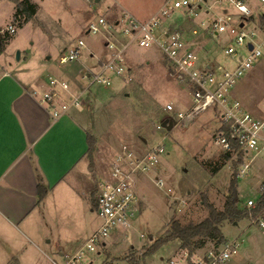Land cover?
<instances>
[{
	"label": "rangeland",
	"instance_id": "1",
	"mask_svg": "<svg viewBox=\"0 0 264 264\" xmlns=\"http://www.w3.org/2000/svg\"><path fill=\"white\" fill-rule=\"evenodd\" d=\"M164 1L33 0L38 5L36 18L20 24L14 22L12 1L0 0V40L4 39L0 66L15 74L32 78L37 75L40 96L48 87L43 88L39 83L44 84V80L49 83L51 73L75 83V88L72 85L75 92L84 90L83 104L71 106V109L79 111L77 115L80 112L84 114L83 123L88 125L90 135L95 138L92 152L87 154L88 163L94 170L91 180L94 187L103 176H108L114 158L124 144L132 146L137 154L152 150L156 144L166 146L160 163L140 173L138 192L142 197V213L134 229L126 236L121 231L108 239L106 245L93 255L90 264H131L128 258L141 256L144 244H150L164 235L175 203L178 206L173 216L176 215L183 224L199 222L208 216V210L202 205V193L223 209L233 176L237 177L239 184L241 206L248 210L249 217L238 224H224L222 229L226 239H238L241 244L239 253L221 264H264V228L259 225V218L264 217V205H260L259 213L253 211L259 207V202L252 208L245 206L249 198L262 197L260 186L264 182V152L250 160L246 176H238L241 160L237 157L228 159L215 172L224 152L213 142L218 123L212 108L188 125L172 121L171 129L154 128L155 121L167 120L168 115L164 112L166 103L172 101L184 107L191 103L185 81L172 71L170 63L156 45L150 48L132 45L126 61L129 72L123 76L110 75V86L99 82L91 84L92 77H88L91 72H96L98 60L102 63L106 56L104 37L87 33L88 25L99 16H105L110 23H117L125 12L146 20L159 11ZM259 2H249L256 18L264 14ZM177 14L174 11L167 20L175 19ZM9 25L15 27L14 33L8 30ZM188 27L191 28L190 23ZM80 38L86 41L87 47L82 48L76 61L68 63L64 69L60 68L59 56L67 53ZM90 50L95 56L90 55ZM18 52L20 58H17ZM239 52L242 55L248 53L245 47L239 48ZM229 58L220 54L217 60L223 64L231 61L235 65L236 62ZM237 93L249 111L263 116L264 56L239 81ZM254 154L255 151L250 152L249 158ZM244 161L247 162L248 158ZM156 177L162 178L163 184L157 185L154 181ZM170 189L174 193H170ZM87 223L93 231L101 224V219L93 212ZM81 234L77 236L68 230L62 232L52 225L44 232L41 229L34 232L7 229L0 232V264L61 263L57 244L63 246V252H74L87 241ZM46 238L51 242H45ZM214 248L216 241L208 240L203 248L187 256L179 241L173 240L141 259L140 264H172L171 260L178 264H193Z\"/></svg>",
	"mask_w": 264,
	"mask_h": 264
},
{
	"label": "built area",
	"instance_id": "2",
	"mask_svg": "<svg viewBox=\"0 0 264 264\" xmlns=\"http://www.w3.org/2000/svg\"><path fill=\"white\" fill-rule=\"evenodd\" d=\"M259 1L264 8V0ZM249 2L250 0H165L159 11L146 20L138 19L129 12H125L117 23H110L105 16H99L88 25L87 33L101 34L104 37L106 56L102 63L97 64L96 72L88 74L89 78L92 77L91 84L99 82L110 86V75L123 76L129 72L126 61L128 49L132 45L145 48L158 46L172 71L185 81L191 95V103L186 107L172 101L165 104L167 121L188 125L201 113L212 108L218 123L213 142L231 157H241L237 173L238 176H246L250 160L264 152V101L263 116L259 117L233 94L239 81L264 56V14L256 18ZM178 10L185 13L187 24H168L167 18ZM8 30L14 33L15 27L9 25ZM203 32L209 35L208 41L224 37L225 40L216 41L222 44V54L229 56L236 64L231 65V61L227 64L220 60L205 61L203 58L208 51L207 41L196 39ZM84 47H87L86 41L78 39L67 53L59 56L58 66L64 68L68 63L76 61ZM242 47L247 49L246 55L240 54L239 48ZM49 83L51 87L44 92L42 102L53 107L55 117L67 112L71 106L83 104L84 90L75 93L71 91L69 82L54 76L50 77ZM61 89L68 92V97H63ZM153 127L166 128L163 120L155 121ZM165 148V144L160 143L144 154H137L132 146H122L108 176L102 178L97 185L94 207L101 224L85 244L72 253L62 254V262L54 261L55 264H90L93 255L106 245L108 239L121 231L126 236L134 229L142 213V197L138 192L140 173L160 163ZM252 151L255 154L249 158ZM246 158L247 162L244 161ZM154 181L157 185L163 184L160 177H156ZM260 188L263 195L264 182ZM169 192L174 193V190L170 189ZM261 198H249L245 206L252 208ZM259 225L264 228V217L259 218ZM141 236L145 237L143 234ZM240 244L238 239L227 240L221 247L217 245L208 250L193 264L224 263L239 253ZM185 255L188 256V253ZM171 263L178 264L174 260Z\"/></svg>",
	"mask_w": 264,
	"mask_h": 264
},
{
	"label": "crops",
	"instance_id": "3",
	"mask_svg": "<svg viewBox=\"0 0 264 264\" xmlns=\"http://www.w3.org/2000/svg\"><path fill=\"white\" fill-rule=\"evenodd\" d=\"M177 12V17L167 23L187 24L185 13ZM208 38L204 32L196 37L201 42L207 41L208 51L203 59L217 60L222 54V44L216 40L225 39L220 36L208 41ZM90 55L95 56L92 50ZM36 78L37 75L32 78L15 74L0 66V232L7 229L44 232L52 225L62 232L68 230L77 236L82 233L88 240L99 227L91 231L87 223L96 212L98 185L94 187L91 181L94 170L87 160L89 127L83 123L84 114L77 115L76 109L70 108L55 117L53 107L42 102ZM59 79L69 82L75 92V83L64 77ZM39 84L50 89L47 80ZM60 91L63 97H68V92ZM233 94L238 97L237 86ZM39 183L48 189L40 203ZM45 242L50 243L51 239L46 238ZM57 247L60 256L67 253L60 244Z\"/></svg>",
	"mask_w": 264,
	"mask_h": 264
},
{
	"label": "trees",
	"instance_id": "4",
	"mask_svg": "<svg viewBox=\"0 0 264 264\" xmlns=\"http://www.w3.org/2000/svg\"><path fill=\"white\" fill-rule=\"evenodd\" d=\"M11 1L15 4L14 22L24 24L36 18L38 5L33 0ZM3 42L4 39L1 38L0 53L3 50ZM167 124H169L168 121ZM88 141V153H91L95 138L89 134ZM223 155L222 160L218 162L219 165L215 167V172H218L225 165L226 161L231 158L229 153H224ZM239 159L241 160V157ZM47 192L48 189L42 183H39V203L44 200ZM201 196L202 205L208 210V216L204 220L183 224L176 215L173 217L170 215L164 235L150 244H144L141 256H132L128 258L129 262L131 264H140L141 259L173 240H178L180 248L185 250L188 255H192L196 250L203 248L208 240L216 241V246L220 245L227 240L222 229L225 223L238 224L242 219L249 217L248 210L241 206L242 202L236 176H233L230 180L223 209H219L213 202L209 201L205 193H202ZM260 205H264V193L259 201V207L254 208V213H259L261 210Z\"/></svg>",
	"mask_w": 264,
	"mask_h": 264
},
{
	"label": "water",
	"instance_id": "5",
	"mask_svg": "<svg viewBox=\"0 0 264 264\" xmlns=\"http://www.w3.org/2000/svg\"><path fill=\"white\" fill-rule=\"evenodd\" d=\"M96 1H99V0H96ZM250 47L252 48V45L250 44ZM17 58H20V52H18V54H17ZM172 122L170 123V125H168L167 124V121H163V126H165L166 128H168V129H171V127H172ZM177 206H178V204L177 203H175L174 205H173V209H175V208H177ZM173 209H172V211H171V217H173V215H174V213H173Z\"/></svg>",
	"mask_w": 264,
	"mask_h": 264
}]
</instances>
